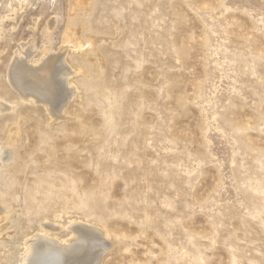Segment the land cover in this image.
<instances>
[{"label": "rangeland", "instance_id": "obj_1", "mask_svg": "<svg viewBox=\"0 0 264 264\" xmlns=\"http://www.w3.org/2000/svg\"><path fill=\"white\" fill-rule=\"evenodd\" d=\"M62 54L53 116L11 75ZM82 222L99 264H264V0H0V264Z\"/></svg>", "mask_w": 264, "mask_h": 264}, {"label": "bare ground", "instance_id": "obj_2", "mask_svg": "<svg viewBox=\"0 0 264 264\" xmlns=\"http://www.w3.org/2000/svg\"><path fill=\"white\" fill-rule=\"evenodd\" d=\"M78 1L72 0V6L74 7ZM65 42L70 44L68 40H65L64 44ZM63 47L65 48V46ZM42 61L40 62L42 63ZM22 66L23 63L22 65L17 64L11 75L15 86L20 92L19 95L25 94L24 96L28 101L38 100L43 102L47 105L46 107H49L48 109H50L49 111L53 116H60L61 108L73 93L69 86L71 84L68 81L71 68L69 67L68 70L64 55L50 56L44 60L41 66L38 65L34 69H29L27 65L26 69ZM76 224L75 226H69L73 235V240L71 239L70 242L60 241L51 235L49 230L42 229V233L36 235L37 237H34L36 238L35 241L28 245L22 264H99L104 253L111 247V243L107 240L108 236L94 226L92 227L83 222Z\"/></svg>", "mask_w": 264, "mask_h": 264}]
</instances>
